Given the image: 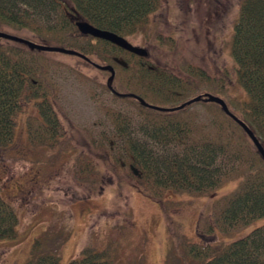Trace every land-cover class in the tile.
Wrapping results in <instances>:
<instances>
[{"label": "trees", "instance_id": "16d2710c", "mask_svg": "<svg viewBox=\"0 0 264 264\" xmlns=\"http://www.w3.org/2000/svg\"><path fill=\"white\" fill-rule=\"evenodd\" d=\"M237 2L239 9L231 54L236 63V79L246 92V99L232 93L222 76L212 74L186 58L171 36L164 38L158 31L152 32L153 39H159L161 47H172L170 53L175 58L176 64L169 62L167 66H160L148 57L81 34L75 24L79 17L125 39L146 35L149 17L158 9L160 0H0V29L2 25L26 29L41 42L18 33L12 35L79 52L86 60L71 56L83 65L94 67L92 63H95L110 65L114 71H130L126 79L115 72L109 82L112 89L107 85V79L103 86L138 110L141 115L139 131L144 137L143 140L132 137L131 131L126 129L130 125H125L119 115H114L112 124L115 136L122 141L119 156L123 161L112 154L105 140L95 142L88 135L83 137L74 126H71L66 141L60 142L59 134L64 133L61 119L68 118L58 103L57 88L48 77L45 56L57 52L31 49L23 43L0 38V147L11 144L17 116L35 100L38 115L26 119L32 143L59 144V149L75 143L84 151V160L91 158L115 173L125 164L134 175L131 170L134 167L138 175L133 177L142 192L159 201L161 198L156 191L175 189L202 196L211 194L228 181L238 180L237 188L223 197L221 208L212 219L214 223H208L203 234L212 235L217 230L225 232L264 217V159L241 126L220 105L201 99L172 112L159 111L126 95L136 94L148 104L162 108L181 105L206 93L216 95L245 123L264 148V0ZM17 5L44 15L49 11L54 15L53 22L44 26L33 23V14L26 15ZM99 71L110 75L108 71ZM135 86L141 87L135 89ZM196 103L213 113L210 126L214 127V133H203L185 114ZM5 198L0 186V239L15 237L19 222L16 208ZM170 218L168 216L166 223L170 245L164 264H264V224L244 237L223 244L193 242ZM58 233L45 232L35 238L29 258L23 264H59L63 238L68 236L60 238L61 232ZM68 264L112 263L104 253L87 248Z\"/></svg>", "mask_w": 264, "mask_h": 264}, {"label": "rangeland", "instance_id": "374dc122", "mask_svg": "<svg viewBox=\"0 0 264 264\" xmlns=\"http://www.w3.org/2000/svg\"><path fill=\"white\" fill-rule=\"evenodd\" d=\"M17 6L25 14H33V23L44 26L53 22L54 15L49 11L44 15ZM238 9L237 0H160L158 9L149 17V32L126 40L146 49V57L153 64L167 66L169 62L176 64L170 53L172 47H161L152 32L158 31L164 38L171 36L186 58L222 76L232 93L246 99V92L237 82L231 54ZM0 31L41 42L26 29L2 25ZM45 56L48 77L57 88L58 103L68 118L61 119L64 133L59 134L60 142L66 141L74 126L83 137L88 135L95 142L105 140L112 154L123 161L119 156L122 141L115 136L112 117L119 115L125 125H130L126 129L131 136L143 140L138 110L103 86L107 73L83 65L68 54ZM115 72L124 79L131 74L120 69ZM35 103L30 101L17 116L11 144L0 147L2 195L16 208L19 219L16 236L0 239V264H23L35 238L45 232H61L60 238L68 236L63 238L59 264H68L87 248L104 253L112 264H164L170 245L166 235L168 216L193 242L229 244L264 224L261 217L225 232L203 234L219 212L223 197L237 188L238 180L202 196L175 189L156 191L159 201L142 192L125 164L115 173L91 158L84 160V151L75 143L62 149L59 144L32 143L26 119L38 115ZM185 114L203 133H214L210 126L213 113L201 103L192 105Z\"/></svg>", "mask_w": 264, "mask_h": 264}, {"label": "water", "instance_id": "95a60500", "mask_svg": "<svg viewBox=\"0 0 264 264\" xmlns=\"http://www.w3.org/2000/svg\"><path fill=\"white\" fill-rule=\"evenodd\" d=\"M75 24H76V27H77L78 31L81 34L90 35V36L95 37V38L103 39V40L108 41V42H110V43H112V44H114V45H116V46H118V47H120V48H122V49H124V50H126L128 52H130V53H133V54L141 56V57H146L147 54H148L146 49L132 45L124 37L119 36L116 33H113V32L107 31V30H102V29H99L97 27H94L93 25H91L90 23L82 20L79 17L76 18ZM0 38L23 43V44L27 45L31 49H37V50H40V51H47V52H57V53H63V54H68V55H75V56L81 57V58L86 60V57L84 55H82L79 52H76L74 50L65 49V48L56 47V46H49V45H45V44H41V43H36V42L31 41L29 39H25V38H22V37H19V36H16V35H12V34H9L7 32L0 31ZM118 62L120 64H124V62H121V61H118ZM92 64L97 69L109 72L110 75L107 78V85H109V82L113 79V77L115 75V71H114L113 67L110 66V65H98V64H95V63H92ZM109 88L112 89L110 85H109ZM112 93H114V92L112 91ZM126 95L135 98L143 106H146V107H149V108H152V109H155V110H159V111H169V112H172V111H175V110H179V109L183 108L184 105H189V104H191L193 102H198L201 99L204 100V101H207V102L217 103L218 105L221 106L222 110L227 115H229L234 121H236L241 126V128L244 130V132L249 137V139L252 141L254 147L257 149V151L259 152L261 157L264 159V148L262 147V145L260 144L258 139L255 137L253 132L245 125L244 122H242L234 114H232L229 111L225 101L222 98H220V97H218L216 95H212V94L206 93L202 97L201 96H196V97L186 101L185 103H183L181 105H178V106H175V107H169V108H162V107L150 105L147 102H145L141 97H139L138 95L133 94V93H128ZM131 170L133 171L134 175H138V171L136 170V168L131 167Z\"/></svg>", "mask_w": 264, "mask_h": 264}]
</instances>
